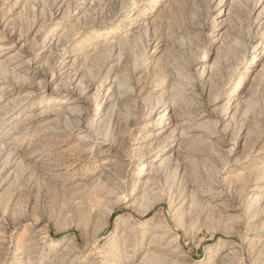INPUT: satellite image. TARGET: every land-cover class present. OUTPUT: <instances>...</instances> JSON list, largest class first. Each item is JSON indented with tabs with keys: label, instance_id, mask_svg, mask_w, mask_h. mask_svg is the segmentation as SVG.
<instances>
[{
	"label": "rangeland",
	"instance_id": "374dc122",
	"mask_svg": "<svg viewBox=\"0 0 264 264\" xmlns=\"http://www.w3.org/2000/svg\"><path fill=\"white\" fill-rule=\"evenodd\" d=\"M263 187L264 0H0V264H264Z\"/></svg>",
	"mask_w": 264,
	"mask_h": 264
},
{
	"label": "bare ground",
	"instance_id": "6f19581e",
	"mask_svg": "<svg viewBox=\"0 0 264 264\" xmlns=\"http://www.w3.org/2000/svg\"><path fill=\"white\" fill-rule=\"evenodd\" d=\"M156 162H153V165L155 164ZM263 190H264V187H263Z\"/></svg>",
	"mask_w": 264,
	"mask_h": 264
}]
</instances>
